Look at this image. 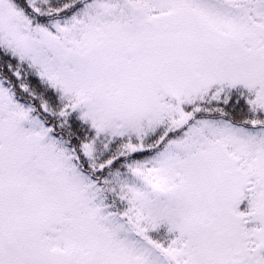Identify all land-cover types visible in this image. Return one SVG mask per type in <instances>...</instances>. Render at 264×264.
Here are the masks:
<instances>
[{
  "label": "snow or ice",
  "instance_id": "1",
  "mask_svg": "<svg viewBox=\"0 0 264 264\" xmlns=\"http://www.w3.org/2000/svg\"><path fill=\"white\" fill-rule=\"evenodd\" d=\"M0 264H264V0H0Z\"/></svg>",
  "mask_w": 264,
  "mask_h": 264
}]
</instances>
